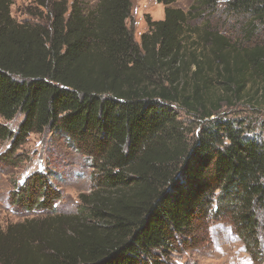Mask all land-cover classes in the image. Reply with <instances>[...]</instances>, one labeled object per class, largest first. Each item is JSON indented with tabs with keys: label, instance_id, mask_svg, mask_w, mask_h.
I'll return each mask as SVG.
<instances>
[{
	"label": "trees",
	"instance_id": "trees-1",
	"mask_svg": "<svg viewBox=\"0 0 264 264\" xmlns=\"http://www.w3.org/2000/svg\"><path fill=\"white\" fill-rule=\"evenodd\" d=\"M153 1L163 20H146L136 43L130 0H38L49 12L34 24L0 0V119L22 117L0 124V141L56 136L85 157L94 188L78 217L0 232V264H164L204 220L227 221L264 264V0H195L187 12ZM205 16L218 20L191 28ZM239 106L249 116L223 112ZM28 179L12 202L53 212L46 175Z\"/></svg>",
	"mask_w": 264,
	"mask_h": 264
},
{
	"label": "rangeland",
	"instance_id": "rangeland-1",
	"mask_svg": "<svg viewBox=\"0 0 264 264\" xmlns=\"http://www.w3.org/2000/svg\"><path fill=\"white\" fill-rule=\"evenodd\" d=\"M37 1L10 0L11 18L19 24H34L40 19L41 14L43 15L41 18H45L49 11L38 7ZM64 1L70 3L72 0ZM78 1L85 5L84 10L91 9L97 2V0ZM194 1L178 0L172 7L187 12ZM130 3L126 26L134 41L139 43L141 35L147 32L146 20L151 22L163 20L164 7L153 0H130ZM217 20V17L205 16L192 22L190 26L197 28L205 23L214 26ZM176 110L179 119L188 124L190 116L178 108ZM224 111L238 118L249 116L240 106L228 110L223 108ZM251 118L254 119V116ZM255 118L264 120V113ZM21 120L22 117L18 116L7 124L0 119V124L15 129ZM255 133L259 134L260 131L256 128ZM10 145L9 142L0 141V232L4 233L10 226L17 229L27 225L31 220L34 222L32 225L38 228L42 222H50V219L57 216L66 219L78 217L81 208L86 207L81 202V196H87L94 191L90 179L91 169L85 157L47 132L40 135L31 134L17 150H13ZM9 157L14 158L9 159ZM37 174H45L49 179V185L59 193V200L53 212H38V208L36 211L26 212L21 209L20 204L12 202V194L18 192L17 186L21 187L24 183V187L21 188L24 189L28 183H25L26 180ZM41 197L38 193H34L33 201H39ZM193 227V236L189 241L192 247L178 248L170 252L163 259L164 264H252L243 249V244L227 221L204 220L194 223ZM261 241L264 244V236L261 237Z\"/></svg>",
	"mask_w": 264,
	"mask_h": 264
},
{
	"label": "built area",
	"instance_id": "built-area-1",
	"mask_svg": "<svg viewBox=\"0 0 264 264\" xmlns=\"http://www.w3.org/2000/svg\"><path fill=\"white\" fill-rule=\"evenodd\" d=\"M56 205V204H55Z\"/></svg>",
	"mask_w": 264,
	"mask_h": 264
}]
</instances>
